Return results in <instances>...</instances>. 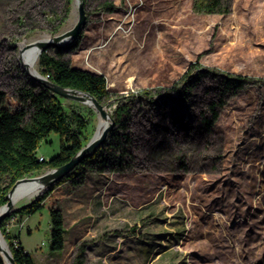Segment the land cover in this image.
<instances>
[{
    "label": "rangeland",
    "instance_id": "1",
    "mask_svg": "<svg viewBox=\"0 0 264 264\" xmlns=\"http://www.w3.org/2000/svg\"><path fill=\"white\" fill-rule=\"evenodd\" d=\"M64 1L0 0V92L11 110L23 106L22 88L30 83L22 43L76 22L71 0L52 34ZM112 1L114 10L106 11L105 0H86L81 42L66 57L103 74L112 96L147 89L155 98L131 104L123 129L130 137L128 166L88 171L59 200L63 250L49 248V199L5 228L36 264H72L81 245L85 264L264 263V0H221L229 8L224 14L196 12L194 0ZM204 68L212 73L196 76L183 96V74ZM238 75L247 82L232 91L224 78ZM60 100L88 121V141L99 112ZM108 103L112 112L116 104ZM58 151L59 135L51 132L36 154L49 160ZM31 199L16 200L14 208Z\"/></svg>",
    "mask_w": 264,
    "mask_h": 264
},
{
    "label": "trees",
    "instance_id": "2",
    "mask_svg": "<svg viewBox=\"0 0 264 264\" xmlns=\"http://www.w3.org/2000/svg\"><path fill=\"white\" fill-rule=\"evenodd\" d=\"M71 0L64 1L63 13L58 17L55 34L63 24L70 11ZM86 5V0H84ZM104 10L113 11L112 0H105ZM193 9L196 12L228 13L229 8L222 5L221 0H194ZM30 32V31H29ZM83 31L70 43L57 47L54 52L48 49L41 51L39 55V72L50 81L64 86L88 92L107 107L109 99L116 104L110 112L114 121L106 140L95 152L83 158L71 171L60 179L45 186L41 193L37 194L29 202L18 208H14L1 220L0 230L5 238L9 250L16 264H36L32 255L24 248L18 236H12L5 228L6 222L18 215L23 219L24 215L37 212L49 199L50 237L49 248L51 250H63L65 246L66 228L64 215L57 206L60 199L69 196L76 188L81 186L88 171H123L128 166L130 157V137L123 131L125 122L130 114L131 104L136 100L153 102L154 97L150 91L142 89L141 93L114 94L111 95L107 80L103 74L73 66L66 55L75 49L81 42ZM194 70L197 68L194 67ZM212 70L204 68L196 73H185L182 77L180 90L183 96L190 92L193 79ZM225 85L232 91L241 88L247 79L226 76ZM23 106L17 110H11L4 105L5 99L0 92V206L6 202L5 195L20 177L43 169L58 167L71 159V157L87 141L86 130L88 121L75 111L68 113L60 96L53 93L41 83L30 77V83L22 88ZM211 105L212 121L217 120L218 112ZM51 132L59 135V151L49 160H39L36 150L39 143ZM84 245L78 247L72 264H85ZM0 264H5L0 254ZM258 264H264L259 262Z\"/></svg>",
    "mask_w": 264,
    "mask_h": 264
},
{
    "label": "water",
    "instance_id": "3",
    "mask_svg": "<svg viewBox=\"0 0 264 264\" xmlns=\"http://www.w3.org/2000/svg\"><path fill=\"white\" fill-rule=\"evenodd\" d=\"M76 4H77L78 15L74 25L66 31L60 32L55 35H50V38L48 40L40 41L38 43L40 52L50 47H55V48L62 47L65 45L66 42L73 40L80 32L83 31V28L87 23V12L85 9L84 0H76ZM20 52H21V48L19 49V56H20ZM24 69L32 79L41 83L46 88H48L49 90H51L53 93H55L60 97L73 99L79 102H84L89 100L91 103L90 105L95 110H98L101 116L109 117V124L103 128V130L100 132L99 135L91 137L87 141V143L83 145L66 163L55 168L47 169L46 172L37 176H23L18 178L6 193L5 195L6 202L0 206V223L1 220L4 219L14 209V203L11 200V197L14 191L16 190V188L20 184H23L31 180H37L41 183L42 187H45L53 183L54 181L60 179L69 171H71L83 158L87 157L88 155L96 151V149L106 140L108 133L114 123L110 115V112L108 110L107 104L100 102L90 93L83 92L79 89L58 85L47 79V77L40 72H38L37 74H33L25 66ZM0 254L5 264L7 263L16 264L11 254V251L9 250V247L7 248L6 251L2 252L0 246Z\"/></svg>",
    "mask_w": 264,
    "mask_h": 264
},
{
    "label": "bare ground",
    "instance_id": "4",
    "mask_svg": "<svg viewBox=\"0 0 264 264\" xmlns=\"http://www.w3.org/2000/svg\"><path fill=\"white\" fill-rule=\"evenodd\" d=\"M50 38V35L44 34L41 37L31 40L28 44L22 43L20 57L23 59L22 64L33 74H37L38 71L35 69V64L38 59L40 48L38 43L40 41H45ZM83 103L91 104L89 100L84 101ZM98 111V110H97ZM99 112V111H98ZM98 129L93 136H97L103 130V128L109 124V117L101 116L100 112L98 114ZM92 136V137H93ZM42 188L41 183L37 180H31L20 184L14 191L11 200L15 205V201L23 202L27 199H31L40 189ZM0 246L2 252L6 251L8 246L4 240L3 235L0 233ZM9 264V263H7Z\"/></svg>",
    "mask_w": 264,
    "mask_h": 264
},
{
    "label": "built area",
    "instance_id": "5",
    "mask_svg": "<svg viewBox=\"0 0 264 264\" xmlns=\"http://www.w3.org/2000/svg\"><path fill=\"white\" fill-rule=\"evenodd\" d=\"M38 158H39V160H43L44 157H42V156H38Z\"/></svg>",
    "mask_w": 264,
    "mask_h": 264
},
{
    "label": "crops",
    "instance_id": "6",
    "mask_svg": "<svg viewBox=\"0 0 264 264\" xmlns=\"http://www.w3.org/2000/svg\"><path fill=\"white\" fill-rule=\"evenodd\" d=\"M65 225V224H64ZM23 245V244H22Z\"/></svg>",
    "mask_w": 264,
    "mask_h": 264
}]
</instances>
